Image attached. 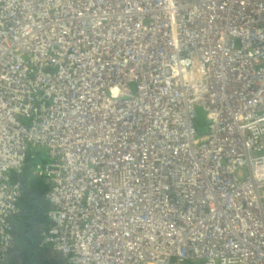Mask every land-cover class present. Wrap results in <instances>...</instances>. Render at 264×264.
Segmentation results:
<instances>
[{
	"label": "built area",
	"instance_id": "built-area-1",
	"mask_svg": "<svg viewBox=\"0 0 264 264\" xmlns=\"http://www.w3.org/2000/svg\"><path fill=\"white\" fill-rule=\"evenodd\" d=\"M247 1L0 0V247L33 145L43 244L69 264H264V0Z\"/></svg>",
	"mask_w": 264,
	"mask_h": 264
},
{
	"label": "flooded vegetation",
	"instance_id": "flooded-vegetation-1",
	"mask_svg": "<svg viewBox=\"0 0 264 264\" xmlns=\"http://www.w3.org/2000/svg\"><path fill=\"white\" fill-rule=\"evenodd\" d=\"M23 187L19 210L8 216L11 241L0 247V264H69L43 244L48 224L44 189Z\"/></svg>",
	"mask_w": 264,
	"mask_h": 264
},
{
	"label": "trees",
	"instance_id": "trees-1",
	"mask_svg": "<svg viewBox=\"0 0 264 264\" xmlns=\"http://www.w3.org/2000/svg\"><path fill=\"white\" fill-rule=\"evenodd\" d=\"M208 117L205 113H201V116H199L196 120V127L199 132L204 131L207 128ZM47 159L46 156V150L44 148H37L33 145H29V149L26 156V163L24 168V173L22 174L23 179V185L28 190H34L38 188L44 189L45 194V200L47 202L46 205V213L48 209L50 208V203L46 199V192L49 189L48 183L46 182L45 177L41 174L35 171L36 165L39 162L44 161ZM187 264H195L192 261L187 262ZM197 264V263H196Z\"/></svg>",
	"mask_w": 264,
	"mask_h": 264
},
{
	"label": "bare ground",
	"instance_id": "bare-ground-1",
	"mask_svg": "<svg viewBox=\"0 0 264 264\" xmlns=\"http://www.w3.org/2000/svg\"><path fill=\"white\" fill-rule=\"evenodd\" d=\"M249 1H250V2H253V0H249ZM246 2H248V1L246 0ZM210 14H211L213 20H215L217 14H218V10H216V8L213 7V8L210 9ZM222 60H223V59H222ZM213 71L216 72L217 70H216L215 68H213Z\"/></svg>",
	"mask_w": 264,
	"mask_h": 264
},
{
	"label": "water",
	"instance_id": "water-1",
	"mask_svg": "<svg viewBox=\"0 0 264 264\" xmlns=\"http://www.w3.org/2000/svg\"><path fill=\"white\" fill-rule=\"evenodd\" d=\"M9 241H11V240L9 239ZM9 241H8V242H9Z\"/></svg>",
	"mask_w": 264,
	"mask_h": 264
}]
</instances>
